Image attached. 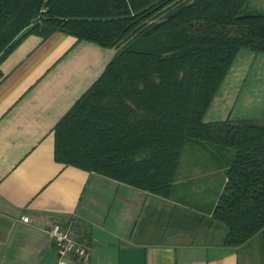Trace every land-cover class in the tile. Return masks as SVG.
I'll list each match as a JSON object with an SVG mask.
<instances>
[{"label":"trees","instance_id":"1","mask_svg":"<svg viewBox=\"0 0 264 264\" xmlns=\"http://www.w3.org/2000/svg\"><path fill=\"white\" fill-rule=\"evenodd\" d=\"M247 1L0 0V62L31 33L112 47L54 125V159L167 197L185 147L204 146L224 169L222 245L237 248L264 229V121L205 115L238 50L264 52Z\"/></svg>","mask_w":264,"mask_h":264},{"label":"crops","instance_id":"2","mask_svg":"<svg viewBox=\"0 0 264 264\" xmlns=\"http://www.w3.org/2000/svg\"><path fill=\"white\" fill-rule=\"evenodd\" d=\"M113 53L55 31L28 34L0 62V264H56L46 227L57 221L87 248L81 264H264V229L222 245L227 227L212 208L224 169L204 146L185 147L167 197L54 159V125ZM256 54L238 50L206 120L264 121ZM254 61L261 68L249 82Z\"/></svg>","mask_w":264,"mask_h":264},{"label":"built area","instance_id":"3","mask_svg":"<svg viewBox=\"0 0 264 264\" xmlns=\"http://www.w3.org/2000/svg\"><path fill=\"white\" fill-rule=\"evenodd\" d=\"M46 231L55 244L56 264H81L80 260L86 259L87 248L72 236L69 225L53 222Z\"/></svg>","mask_w":264,"mask_h":264},{"label":"rangeland","instance_id":"4","mask_svg":"<svg viewBox=\"0 0 264 264\" xmlns=\"http://www.w3.org/2000/svg\"><path fill=\"white\" fill-rule=\"evenodd\" d=\"M242 11L264 12V0H248L246 2V4L243 6ZM240 49L253 51V53H255V54L257 53L256 58H258L260 55H262V56L264 55V52H262V51H254L252 49L244 48V47H242ZM256 63H257V61H254L252 63V68H250V71L248 72L247 80H249V82H251L252 76L255 73H258L256 71L260 70V68H261V66L259 68H256ZM261 74H262V72H261ZM263 76H264V74H263ZM236 118H240V117H236Z\"/></svg>","mask_w":264,"mask_h":264}]
</instances>
